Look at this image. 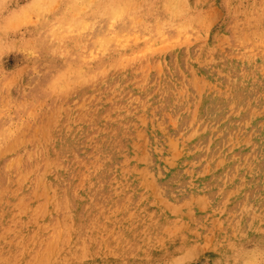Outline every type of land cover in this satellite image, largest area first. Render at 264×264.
<instances>
[{"label": "rangeland", "instance_id": "374dc122", "mask_svg": "<svg viewBox=\"0 0 264 264\" xmlns=\"http://www.w3.org/2000/svg\"><path fill=\"white\" fill-rule=\"evenodd\" d=\"M0 264H264V0H0Z\"/></svg>", "mask_w": 264, "mask_h": 264}, {"label": "bare ground", "instance_id": "6f19581e", "mask_svg": "<svg viewBox=\"0 0 264 264\" xmlns=\"http://www.w3.org/2000/svg\"><path fill=\"white\" fill-rule=\"evenodd\" d=\"M114 3V2H113ZM63 97V96H62Z\"/></svg>", "mask_w": 264, "mask_h": 264}]
</instances>
